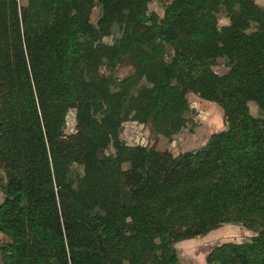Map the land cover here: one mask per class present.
<instances>
[{"label": "trees", "instance_id": "16d2710c", "mask_svg": "<svg viewBox=\"0 0 264 264\" xmlns=\"http://www.w3.org/2000/svg\"><path fill=\"white\" fill-rule=\"evenodd\" d=\"M155 1L0 0L3 264H180L176 244L225 224L258 237L216 246L206 263L264 264V7L160 0V16ZM126 61L132 75L108 76ZM192 94L227 124L199 150L121 141L128 120L173 137Z\"/></svg>", "mask_w": 264, "mask_h": 264}, {"label": "rangeland", "instance_id": "374dc122", "mask_svg": "<svg viewBox=\"0 0 264 264\" xmlns=\"http://www.w3.org/2000/svg\"><path fill=\"white\" fill-rule=\"evenodd\" d=\"M20 7L26 6L29 0H17ZM150 10L155 11L160 16L164 15L165 7L164 3L160 0L153 2L150 5ZM102 14V8L97 5L92 12L91 18L94 25L98 24V21ZM227 18L221 20V25L228 24ZM121 37V32L118 31L110 37H106L104 42L112 44ZM103 72H106L105 67L101 68ZM135 68L129 61L119 65L114 72H106L108 76H113L117 79H123L134 73ZM214 71L220 75H224L229 71L224 60H219L218 64L214 67ZM190 103L195 106L189 114L188 125L183 128L179 133L173 135V137H166L169 133L170 126H163V134L158 135L152 128L151 123L146 125L137 120H128L122 124L120 129L121 141L127 146H139L135 141H126V137L129 134V125L132 122H139L144 126L143 138L144 145L156 148L160 151H168L173 154L174 157H180L187 152L197 151L202 148L211 135L216 132L226 129V117L222 108L217 103L207 102L202 99L198 94H192L189 96ZM251 113L255 116H259L258 106L255 102L250 103ZM150 126V127H149ZM77 130V114L74 110L68 113L67 125L65 128L66 136H71L76 133ZM141 140V141H142ZM141 144V142L139 141ZM135 144V145H134ZM115 149L111 146L109 153H114ZM104 155H102L103 157ZM80 172L82 168L76 166ZM2 203V202H1ZM258 234L244 227L241 224H225L217 230L210 232L209 234L198 237L192 240H185L179 242L175 246V253L178 255L180 264H207V255L219 245L227 242L242 243L255 240ZM6 241L8 239L5 237ZM0 240V246L3 244Z\"/></svg>", "mask_w": 264, "mask_h": 264}, {"label": "built area", "instance_id": "2783aa9c", "mask_svg": "<svg viewBox=\"0 0 264 264\" xmlns=\"http://www.w3.org/2000/svg\"><path fill=\"white\" fill-rule=\"evenodd\" d=\"M192 106L195 107L194 105H192ZM143 130H144V126L141 123L136 122V121L130 123L129 134L125 140L130 141V142L135 141L137 145H143V143H144V141H143L144 140ZM142 138H143V140H142ZM139 141L141 142V144L139 143Z\"/></svg>", "mask_w": 264, "mask_h": 264}, {"label": "crops", "instance_id": "0c3cea01", "mask_svg": "<svg viewBox=\"0 0 264 264\" xmlns=\"http://www.w3.org/2000/svg\"><path fill=\"white\" fill-rule=\"evenodd\" d=\"M259 5L263 6L264 7V0H255ZM3 201V196L0 194V204L1 202ZM2 239V243L4 241H6L5 239V235L3 234H0V240ZM0 264H3V257H2V254L0 253Z\"/></svg>", "mask_w": 264, "mask_h": 264}]
</instances>
